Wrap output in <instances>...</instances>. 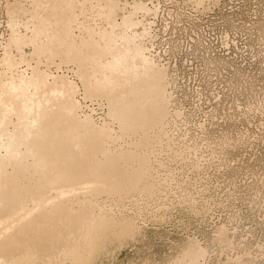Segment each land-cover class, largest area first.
Wrapping results in <instances>:
<instances>
[{
  "label": "rangeland",
  "instance_id": "rangeland-1",
  "mask_svg": "<svg viewBox=\"0 0 264 264\" xmlns=\"http://www.w3.org/2000/svg\"><path fill=\"white\" fill-rule=\"evenodd\" d=\"M91 203L61 264H264V0H0V248Z\"/></svg>",
  "mask_w": 264,
  "mask_h": 264
},
{
  "label": "bare ground",
  "instance_id": "bare-ground-1",
  "mask_svg": "<svg viewBox=\"0 0 264 264\" xmlns=\"http://www.w3.org/2000/svg\"><path fill=\"white\" fill-rule=\"evenodd\" d=\"M79 49L82 53V49ZM124 61V64H126V60L123 59V62ZM121 65L122 59L116 61L114 67L117 70L121 67ZM108 81L109 79L106 77L100 84L106 86ZM91 167L93 168V166ZM93 205L91 203L90 206L86 207L84 210L82 209L80 212L77 211L79 208H75L77 213L75 211V213H73V211L72 213L69 211H67V213L64 212L65 214H63L64 217L62 219L59 217L55 218V216H53L49 211L41 212L35 216V220L29 228L27 230V227L25 228L26 231L16 233L15 236H13L14 239L12 242L10 241L11 244L6 247V250H2L4 249L3 247L0 248V264L63 263V261L68 257V254L71 252L74 244L81 249L84 245H86L84 241V234L88 229L89 222H91L88 220V217L90 215L91 208L95 206ZM50 217H52V219H50Z\"/></svg>",
  "mask_w": 264,
  "mask_h": 264
}]
</instances>
